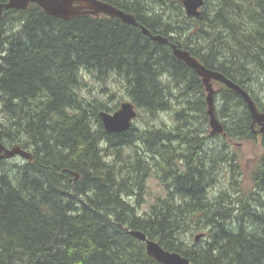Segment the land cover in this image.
<instances>
[{"label": "trees", "instance_id": "1", "mask_svg": "<svg viewBox=\"0 0 264 264\" xmlns=\"http://www.w3.org/2000/svg\"><path fill=\"white\" fill-rule=\"evenodd\" d=\"M104 1L172 33L264 111V0H205L198 17L180 0ZM85 73L107 98L82 93ZM211 82L223 125L215 134L201 77L168 44L103 13L60 19L36 3L3 9L0 141L30 157L0 158V264H161L128 229L191 264H264V130L241 95ZM109 83L137 110L119 133L98 114L120 104ZM164 112L172 124L153 121ZM244 141L257 146L245 172L231 148ZM149 177L163 193L144 211Z\"/></svg>", "mask_w": 264, "mask_h": 264}, {"label": "water", "instance_id": "2", "mask_svg": "<svg viewBox=\"0 0 264 264\" xmlns=\"http://www.w3.org/2000/svg\"><path fill=\"white\" fill-rule=\"evenodd\" d=\"M204 2L205 0H181L185 13L188 16L195 17L200 15L201 7ZM29 3L38 4L47 14L60 19H69L82 14L98 15L103 13L111 17H117L127 24H139L135 20L133 14L104 0H6L0 2V17L2 16L3 9H25ZM140 26L142 31L145 34H148L152 40L157 41L160 44H169L173 55L179 60L185 62V64L191 67L197 75L201 77L206 91L207 114L209 118V126L211 128L210 133L215 134L223 131V125L214 113V88L211 80L220 81L241 95L250 112L252 123L259 126V132L264 130V111L257 107L256 102L243 87L233 82L222 73L205 67L193 57L188 50L176 46L168 36L159 33L151 34L145 26ZM98 114L102 126L107 132L119 133L126 131L131 127L133 120L136 118L137 110L132 101L125 100L122 101L114 111L109 112L101 110ZM14 155H20L24 158L30 157V153L21 149L19 146L8 148L0 141V158L12 157ZM128 232L145 243L146 253L157 262L161 264H191L187 257L176 251L165 249L160 243H158V241L147 238L142 231L128 229ZM201 236L202 233L196 234L195 240H198Z\"/></svg>", "mask_w": 264, "mask_h": 264}, {"label": "rangeland", "instance_id": "3", "mask_svg": "<svg viewBox=\"0 0 264 264\" xmlns=\"http://www.w3.org/2000/svg\"><path fill=\"white\" fill-rule=\"evenodd\" d=\"M84 79L87 82V86H85L84 89L82 90V93L84 95H88V93H89V94L102 95V97H104V98H107L109 96V94L102 92V90H101L102 86L99 85V83L94 79L93 76L85 73ZM108 87H110L113 90L117 89V91H118L117 92L118 96L113 101V103L116 100H119L120 103L124 100H128V97L125 96L124 93L120 90V88H117L116 85H111V83H109ZM261 103L264 105V96L262 97ZM142 120H143V118H138L137 123H139ZM153 121L156 124L162 123V121H164V122H166L167 125H169V124H172L173 120L171 118L170 113L164 112V113H160L155 118V120H153ZM208 127H209V131H210L211 128H210V126H208ZM208 141H209L208 143H209L210 148H213V146H215V144H216V143L214 144V142H217V139L210 138ZM231 146H232L231 147L232 149H234L238 152L242 170H244V172H245L249 168L252 161L257 156L256 144L253 143L252 141L251 142L250 141H244V142H234L233 144H231ZM206 148H207V146H205V149ZM221 177H222V174L219 173V178H221ZM161 193H163L161 185H159L158 181L155 178L149 177L147 179V183H146L144 193L142 194V203L140 206L141 209L144 211L148 210L149 205L155 200L156 196H158ZM185 240L189 245L194 242L193 236H191L190 234L186 235Z\"/></svg>", "mask_w": 264, "mask_h": 264}, {"label": "flooded vegetation", "instance_id": "4", "mask_svg": "<svg viewBox=\"0 0 264 264\" xmlns=\"http://www.w3.org/2000/svg\"><path fill=\"white\" fill-rule=\"evenodd\" d=\"M181 1V0H180ZM130 13V12H129ZM131 14H133V16H134V18H135V20L139 23V24H137V25H134V24H128V25H131V26H133V27H135V28H137L138 29V31H140V33L141 34H143L144 36H146L148 39H151L150 38V36L148 35V34H145L143 31H142V28H141V26L140 25H143V23H142V20L141 19H138V17L134 14V13H131ZM187 15V14H186ZM119 19V18H118ZM121 20V19H120ZM122 21V20H121ZM123 22V21H122ZM125 23V22H124ZM127 24V23H126ZM143 26H145V25H143ZM146 27V26H145ZM150 32H151V34H157L156 33V30H151V29H149L148 27H146ZM169 35H172V33H168V35H166V36H168L169 37ZM152 40V39H151ZM154 41V40H153ZM169 45V44H168ZM169 47L171 48V46L169 45ZM180 48V47H179ZM172 50V49H171Z\"/></svg>", "mask_w": 264, "mask_h": 264}, {"label": "bare ground", "instance_id": "5", "mask_svg": "<svg viewBox=\"0 0 264 264\" xmlns=\"http://www.w3.org/2000/svg\"><path fill=\"white\" fill-rule=\"evenodd\" d=\"M114 111V110H113ZM22 157V156H21ZM148 238V237H147Z\"/></svg>", "mask_w": 264, "mask_h": 264}]
</instances>
